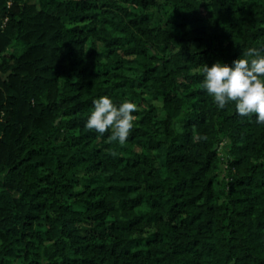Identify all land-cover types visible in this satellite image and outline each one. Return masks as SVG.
<instances>
[{"label": "trees", "instance_id": "obj_1", "mask_svg": "<svg viewBox=\"0 0 264 264\" xmlns=\"http://www.w3.org/2000/svg\"><path fill=\"white\" fill-rule=\"evenodd\" d=\"M249 47L264 0H0V264H264V123L203 87Z\"/></svg>", "mask_w": 264, "mask_h": 264}, {"label": "clouds", "instance_id": "obj_2", "mask_svg": "<svg viewBox=\"0 0 264 264\" xmlns=\"http://www.w3.org/2000/svg\"><path fill=\"white\" fill-rule=\"evenodd\" d=\"M264 48L249 47L231 64L217 60L205 63L203 87L213 96L219 108L235 102L239 115L256 114L264 123ZM94 109L86 120V127L104 134L111 129V139L123 144L129 137L136 119L138 105L131 99L116 102L110 95H101L93 101Z\"/></svg>", "mask_w": 264, "mask_h": 264}, {"label": "rangeland", "instance_id": "obj_3", "mask_svg": "<svg viewBox=\"0 0 264 264\" xmlns=\"http://www.w3.org/2000/svg\"><path fill=\"white\" fill-rule=\"evenodd\" d=\"M222 144H223V143H221V145H222ZM219 152H220V154H221V155H223V154H224V152L222 151V149H220V151H219Z\"/></svg>", "mask_w": 264, "mask_h": 264}]
</instances>
